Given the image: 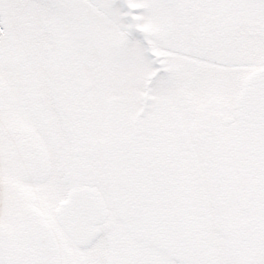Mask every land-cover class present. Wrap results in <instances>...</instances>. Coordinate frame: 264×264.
Returning <instances> with one entry per match:
<instances>
[{
	"label": "snow or ice",
	"instance_id": "obj_1",
	"mask_svg": "<svg viewBox=\"0 0 264 264\" xmlns=\"http://www.w3.org/2000/svg\"><path fill=\"white\" fill-rule=\"evenodd\" d=\"M0 264H264V0H0Z\"/></svg>",
	"mask_w": 264,
	"mask_h": 264
}]
</instances>
